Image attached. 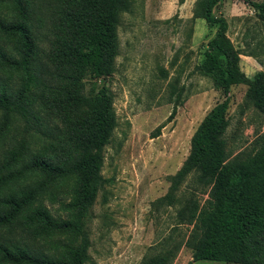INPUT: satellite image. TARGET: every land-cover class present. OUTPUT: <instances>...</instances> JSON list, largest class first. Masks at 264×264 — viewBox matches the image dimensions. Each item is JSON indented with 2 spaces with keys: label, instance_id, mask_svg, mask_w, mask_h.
<instances>
[{
  "label": "trees",
  "instance_id": "1",
  "mask_svg": "<svg viewBox=\"0 0 264 264\" xmlns=\"http://www.w3.org/2000/svg\"><path fill=\"white\" fill-rule=\"evenodd\" d=\"M224 1L196 2L195 16L217 30L199 71L224 100L200 124L173 185L197 174L209 199L203 207L190 199L180 211V222L194 226L186 242L143 264H171L183 245L193 252L189 264H264V134L244 158H231L224 138L234 87L249 85L264 114V73L250 79L242 72L228 22L215 14ZM245 1L264 22V2ZM128 7V0H0V147L18 120L24 130L0 160V264L88 260V225L117 117L108 88L96 84L89 94L86 82L115 73L117 28ZM48 20L45 50L36 29ZM45 198L59 203L65 218L42 206Z\"/></svg>",
  "mask_w": 264,
  "mask_h": 264
},
{
  "label": "rangeland",
  "instance_id": "2",
  "mask_svg": "<svg viewBox=\"0 0 264 264\" xmlns=\"http://www.w3.org/2000/svg\"><path fill=\"white\" fill-rule=\"evenodd\" d=\"M128 1L117 28L115 73L86 82L89 94L96 84L108 88L117 126L105 149L104 183L88 225L91 246L85 264H143L186 242L194 226L180 222V211L190 199L202 207L209 199L210 189L201 188L197 174L186 177L177 189L173 185L197 129L224 100L213 79L199 71L217 30L195 16L198 0ZM1 10L10 17L9 9ZM215 14L228 22L227 37L240 55L242 72L250 79L264 73V22L254 8L245 0H225ZM48 24L36 29L45 50ZM248 95L247 84L231 92L224 136L231 158H244L264 134V114ZM23 133L18 120L14 134L0 147V160ZM40 204L56 219L65 218L59 203L45 198ZM192 253L183 245L171 264H189Z\"/></svg>",
  "mask_w": 264,
  "mask_h": 264
}]
</instances>
